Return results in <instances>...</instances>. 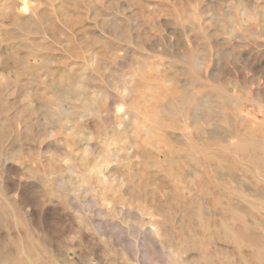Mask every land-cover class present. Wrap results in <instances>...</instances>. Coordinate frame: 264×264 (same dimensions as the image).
<instances>
[{
  "label": "rangeland",
  "instance_id": "1",
  "mask_svg": "<svg viewBox=\"0 0 264 264\" xmlns=\"http://www.w3.org/2000/svg\"><path fill=\"white\" fill-rule=\"evenodd\" d=\"M0 264H264V0H0Z\"/></svg>",
  "mask_w": 264,
  "mask_h": 264
},
{
  "label": "bare ground",
  "instance_id": "2",
  "mask_svg": "<svg viewBox=\"0 0 264 264\" xmlns=\"http://www.w3.org/2000/svg\"><path fill=\"white\" fill-rule=\"evenodd\" d=\"M186 105H189L188 102L186 103ZM2 137V136H1ZM6 199V198H5ZM2 262V261H1Z\"/></svg>",
  "mask_w": 264,
  "mask_h": 264
}]
</instances>
